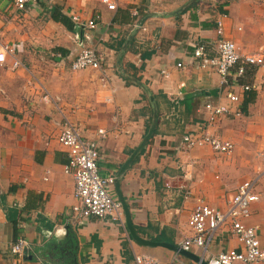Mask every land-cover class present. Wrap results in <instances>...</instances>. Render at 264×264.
<instances>
[{
	"label": "crops",
	"instance_id": "obj_1",
	"mask_svg": "<svg viewBox=\"0 0 264 264\" xmlns=\"http://www.w3.org/2000/svg\"><path fill=\"white\" fill-rule=\"evenodd\" d=\"M189 1L116 0L111 11L100 0H32L22 11L0 0V51L14 50L0 64V264H12L11 245L21 239L30 244L21 264H138V257L199 264L163 247L137 245L126 223L73 218L75 181L64 170L59 110L97 148L101 174L117 179L153 118L144 89L126 77L146 85L159 114L157 134L121 183L138 234L180 246L191 236L188 223L200 200L226 210L238 187L252 179L260 200L246 223L258 226L264 245V68L247 66L243 76L235 68L226 87L217 69H203L193 57L200 43L216 57L221 38L233 41L242 56L264 54V0H199L172 15ZM52 7L71 20L93 19L97 27L74 22L70 31L52 18ZM87 48L100 55L102 69L74 71L72 63ZM243 85H255L247 106L250 92H242ZM228 92L240 102L228 101ZM209 103L241 111L222 117L214 129L235 144L231 155L208 146L187 150ZM243 247L226 226L216 231L207 254L195 246L190 252L208 259Z\"/></svg>",
	"mask_w": 264,
	"mask_h": 264
},
{
	"label": "built area",
	"instance_id": "obj_2",
	"mask_svg": "<svg viewBox=\"0 0 264 264\" xmlns=\"http://www.w3.org/2000/svg\"><path fill=\"white\" fill-rule=\"evenodd\" d=\"M19 10H26L32 0H11ZM54 2V0H49ZM111 11L117 10L116 0H100ZM73 22L80 26L95 29L97 23L95 20L83 22L79 16L72 18ZM219 36H223V22L219 21L217 25ZM237 45L230 40L221 38L217 45V56L210 57L207 45L197 44L193 51V57L198 65L203 68H215L222 78V86L231 85V76L233 69H237V75L243 76L247 66L264 68V54L240 55L237 51ZM13 54L12 48L6 47L0 51V64H4L7 54ZM100 55L94 49H84L72 63L74 71L82 70H100L102 69ZM19 67L18 61L14 64ZM182 65L179 64V67ZM242 92L255 90V85L241 86ZM228 101L237 104L240 102V96L233 92L227 93ZM59 101V100H58ZM76 110V109H74ZM207 120L198 133L187 138V150L210 147L214 152L231 155L235 150V144L230 140H224L215 133L214 129L219 124L222 117L230 114L241 115L240 110H233L231 107L222 104L209 103L205 106ZM63 115L62 130L58 136V141L68 153V163L64 170L68 175H72L75 181V198L77 203L72 207L75 220L98 218L101 220L112 219L125 225V212L122 203L119 201L115 191L116 178L114 176L106 177L100 171V154L97 148L90 142L84 140L79 129L73 122L70 115L59 110ZM102 138H106L105 130H99ZM264 157V155H262ZM187 172V171H186ZM187 180L192 179V173L187 172ZM256 180H248L242 183L234 196L229 200L226 210H220L211 207L200 200L193 210L189 219V228L191 236L181 243V248L190 251L192 247H198L208 253V248L212 242L213 236L219 229L230 226L232 232L243 244L242 250L230 249L219 252L215 256L208 257V264H234L243 262L253 264L264 262V245L260 241L259 228L256 225H248L246 222L252 215V206L258 202L260 196L255 192ZM191 195L189 191L188 196ZM30 244L21 239L11 245L13 255L12 264H21L28 254ZM138 264H161L160 262L145 257L137 258ZM167 264H176L172 261ZM182 264V263H179Z\"/></svg>",
	"mask_w": 264,
	"mask_h": 264
},
{
	"label": "water",
	"instance_id": "obj_3",
	"mask_svg": "<svg viewBox=\"0 0 264 264\" xmlns=\"http://www.w3.org/2000/svg\"><path fill=\"white\" fill-rule=\"evenodd\" d=\"M198 1L199 0H191V1L187 2V3H185V5H183L181 8H179L174 13H172V15H180V14L184 13L185 10L190 8L192 5H194ZM150 16H147V17H145L142 20V22L140 24V27L145 23V21ZM126 78H127V80L132 81L133 83H135L138 86H140L142 89H144V91L148 92V88L146 87V85L144 83H142V82H140V81H138L136 79L129 78V77H126ZM149 100H150L149 102H151V104L153 106V118H152L151 125H150L146 135L144 136L142 142L138 146V148H136L134 150V152L130 155V157L127 159V161L124 163V165L119 170V172L117 174L116 183H115L116 194H117L118 199L122 203L123 208H124L126 226L128 228V231H129V234H130L132 240L139 246H143V247H163V248L169 249L171 251L177 252L180 255H183V256H185L187 258L189 257L190 259L194 260L196 263L208 264V262H207V260L205 258L196 256L193 253H191L189 250L185 251L179 245L170 244V243L162 242V241H152V240H148V239L143 238L142 236H140L138 234V232L136 231V228L134 226L132 215H131V211H130V207H129V205L127 203V200H126V198L124 196V193L122 191L121 183H122V179H123L124 175L126 174V172L130 169V167L135 162L136 158L142 152L141 150H143L148 145V143L150 142V140L152 139V137L154 136V134H155V132L157 130L158 118H159L157 105H156V102H154L155 98H154L153 95L149 96Z\"/></svg>",
	"mask_w": 264,
	"mask_h": 264
},
{
	"label": "trees",
	"instance_id": "obj_4",
	"mask_svg": "<svg viewBox=\"0 0 264 264\" xmlns=\"http://www.w3.org/2000/svg\"><path fill=\"white\" fill-rule=\"evenodd\" d=\"M50 10H51V13H52V18L56 21V22H60L61 24H63L67 29H69L70 31H74L75 30V24H74V22L71 20V19H69V18H67L66 16H64L62 13H61V11L59 10V8L58 7H52V8H50ZM120 71H122L124 74H126V71H123V69L121 68V66H120ZM250 93H248L249 94V97H248V99H247V101H246V104H245V106H247L249 103H251V102H253L254 101V99H255V93H253V92H251V91H249ZM150 95H153V93L148 89V92L147 91H145V96H146V98H148ZM245 106H244V111H245ZM151 125V124H150ZM150 125H149V127H150ZM149 129V128H148ZM157 134V130H156V132H155V134H154V136ZM153 136V137H154ZM152 137V138H153Z\"/></svg>",
	"mask_w": 264,
	"mask_h": 264
},
{
	"label": "rangeland",
	"instance_id": "obj_5",
	"mask_svg": "<svg viewBox=\"0 0 264 264\" xmlns=\"http://www.w3.org/2000/svg\"><path fill=\"white\" fill-rule=\"evenodd\" d=\"M252 180V179H251Z\"/></svg>",
	"mask_w": 264,
	"mask_h": 264
}]
</instances>
